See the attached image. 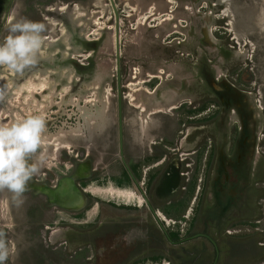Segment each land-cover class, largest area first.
Wrapping results in <instances>:
<instances>
[{
  "label": "rangeland",
  "instance_id": "374dc122",
  "mask_svg": "<svg viewBox=\"0 0 264 264\" xmlns=\"http://www.w3.org/2000/svg\"><path fill=\"white\" fill-rule=\"evenodd\" d=\"M114 2L116 9L110 0H0V43L11 34V25L23 19L46 26V48L35 66L22 76L0 69V90L4 92L0 123L33 114H43L46 119L49 136L44 160L30 182L55 184L72 172L73 165L90 160L91 169L97 170L92 173L105 178V184L112 183L116 14L120 18L122 85L137 90L148 87L150 93L156 84L164 87L163 101L171 107L184 98L203 102L210 85L216 88L217 79L232 77L241 79L236 85L242 88L251 85L256 94L251 96L264 102V0ZM40 79H47V89L37 88L31 98L28 90L19 92L27 82L39 84ZM147 80L153 82L145 83ZM182 89L189 94L180 95ZM138 93L145 102L160 100L144 91ZM259 110L260 130H264V113ZM169 114L163 120L174 136L181 126L180 113L169 110ZM92 116L97 120L90 121ZM226 118L223 115L222 129L212 131L220 139L226 133ZM90 185L96 188L99 183ZM81 222L79 217L48 207L46 197L32 189L19 199L0 192V231L11 248L6 264H96L87 259L95 256L93 251L88 255L79 252L86 238H96L95 232L86 233ZM67 230L70 250L55 248L64 246L62 234Z\"/></svg>",
  "mask_w": 264,
  "mask_h": 264
},
{
  "label": "flooded vegetation",
  "instance_id": "af4514ba",
  "mask_svg": "<svg viewBox=\"0 0 264 264\" xmlns=\"http://www.w3.org/2000/svg\"><path fill=\"white\" fill-rule=\"evenodd\" d=\"M118 23L120 27V18ZM119 33L116 27L112 183L92 173L97 170L90 160L76 163L67 176L77 167L83 171L76 181L83 196L80 209L69 201V209L53 206L81 218L87 234L96 233L95 241L86 238L79 252L93 251L95 256L87 259L96 264H264V130L259 113V108L264 113V102L251 96L256 95L251 85L242 88L236 85L241 79L230 77L217 79L216 88L210 85L203 102L184 98L168 107L164 87L156 84L150 93L148 87L121 84ZM140 91L159 102L143 101ZM184 93L189 94L182 89L180 95ZM169 110L180 113L174 136L163 120ZM223 115L226 133L220 139L212 131L223 128ZM59 181L50 187L56 189ZM95 181L99 186L92 188ZM69 233L62 234L64 246L55 248L70 250Z\"/></svg>",
  "mask_w": 264,
  "mask_h": 264
},
{
  "label": "clouds",
  "instance_id": "9594fccd",
  "mask_svg": "<svg viewBox=\"0 0 264 264\" xmlns=\"http://www.w3.org/2000/svg\"><path fill=\"white\" fill-rule=\"evenodd\" d=\"M45 31V24L27 19L11 25V34L0 43V69L22 76L35 66L44 55ZM3 97L0 90V99ZM48 136L43 114L0 123V192H9L19 199L28 182L40 172ZM10 252V242L0 231V264H6Z\"/></svg>",
  "mask_w": 264,
  "mask_h": 264
},
{
  "label": "water",
  "instance_id": "95a60500",
  "mask_svg": "<svg viewBox=\"0 0 264 264\" xmlns=\"http://www.w3.org/2000/svg\"><path fill=\"white\" fill-rule=\"evenodd\" d=\"M114 9H116V5L114 0H110ZM117 17V34L119 32V18L118 15L116 14ZM119 41H118V52H119ZM83 171H81L80 168H76V171L73 175L66 176L60 179L59 185L56 189H53L48 185L47 183H36V182H30L27 185L26 190H33L35 194H41L47 197L48 202L47 206L48 207H53L55 205L67 209L68 206H66V203L69 201L76 205V208L74 210H79L81 207V204L83 202V196L80 193V190L77 189L76 186V181L81 179L83 177ZM69 209V208H68Z\"/></svg>",
  "mask_w": 264,
  "mask_h": 264
},
{
  "label": "bare ground",
  "instance_id": "6f19581e",
  "mask_svg": "<svg viewBox=\"0 0 264 264\" xmlns=\"http://www.w3.org/2000/svg\"><path fill=\"white\" fill-rule=\"evenodd\" d=\"M0 81H1V77H0ZM47 86H48L47 79H45V80L44 79L43 80L40 79L39 84H37L35 81L31 80V81L27 82L26 84H24V86H22L20 88L19 92H23L24 90H28L29 96L31 98V97H34V91L38 90L37 88H39L40 90L43 91V90L47 89L46 88Z\"/></svg>",
  "mask_w": 264,
  "mask_h": 264
}]
</instances>
